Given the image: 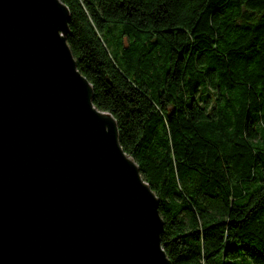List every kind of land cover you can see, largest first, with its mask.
I'll use <instances>...</instances> for the list:
<instances>
[{"label":"trees","instance_id":"trees-1","mask_svg":"<svg viewBox=\"0 0 264 264\" xmlns=\"http://www.w3.org/2000/svg\"><path fill=\"white\" fill-rule=\"evenodd\" d=\"M62 1L170 264H264V0Z\"/></svg>","mask_w":264,"mask_h":264},{"label":"water","instance_id":"water-1","mask_svg":"<svg viewBox=\"0 0 264 264\" xmlns=\"http://www.w3.org/2000/svg\"><path fill=\"white\" fill-rule=\"evenodd\" d=\"M62 0H0V264H170L158 197L65 40Z\"/></svg>","mask_w":264,"mask_h":264}]
</instances>
